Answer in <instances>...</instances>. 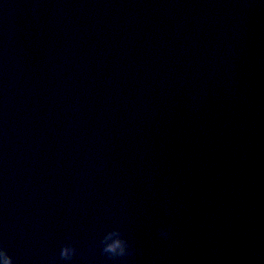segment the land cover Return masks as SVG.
<instances>
[{
    "label": "water",
    "instance_id": "water-1",
    "mask_svg": "<svg viewBox=\"0 0 264 264\" xmlns=\"http://www.w3.org/2000/svg\"><path fill=\"white\" fill-rule=\"evenodd\" d=\"M0 244L264 264V0H0Z\"/></svg>",
    "mask_w": 264,
    "mask_h": 264
},
{
    "label": "clouds",
    "instance_id": "clouds-1",
    "mask_svg": "<svg viewBox=\"0 0 264 264\" xmlns=\"http://www.w3.org/2000/svg\"><path fill=\"white\" fill-rule=\"evenodd\" d=\"M160 235L162 239L168 240L171 237V232L168 229H164ZM100 246L104 255L113 261H125L128 257L135 254L131 244L119 229L107 232L101 239ZM76 255V247L68 244L62 247L59 257L67 264H72ZM0 264H15L13 257L9 255L3 244H0Z\"/></svg>",
    "mask_w": 264,
    "mask_h": 264
}]
</instances>
